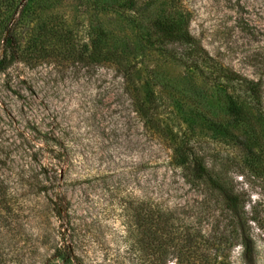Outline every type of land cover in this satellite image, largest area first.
<instances>
[{
	"label": "rangeland",
	"instance_id": "374dc122",
	"mask_svg": "<svg viewBox=\"0 0 264 264\" xmlns=\"http://www.w3.org/2000/svg\"><path fill=\"white\" fill-rule=\"evenodd\" d=\"M122 1L29 2L19 26L23 47L35 25L53 27L65 41L0 70V172L11 201L0 223V264H62L56 250L67 247L80 264H133L129 222L144 198L189 221L218 208L221 199L174 163L182 141L242 194L255 218L256 264H264V0L141 3L145 21L182 7L210 55L260 83L258 109L238 89L252 115L242 127L198 71L141 44L117 9ZM98 33L123 66L81 58ZM148 85L158 103L151 128L138 113ZM240 253L233 251L235 264Z\"/></svg>",
	"mask_w": 264,
	"mask_h": 264
},
{
	"label": "trees",
	"instance_id": "16d2710c",
	"mask_svg": "<svg viewBox=\"0 0 264 264\" xmlns=\"http://www.w3.org/2000/svg\"><path fill=\"white\" fill-rule=\"evenodd\" d=\"M143 1L150 5L158 0H123L117 6L134 24L141 44L186 68L198 71L217 88L232 122L239 127L250 125L252 115L241 103L239 90L243 91L244 99L258 109L263 106L260 83L228 69L210 55L189 30V18L182 7L173 15L145 21L142 18ZM170 1L181 4L180 0ZM29 2L0 0L1 71H5L17 59H28L36 51L47 53L53 41L59 45L65 41L53 27L43 24L36 28L35 25L28 28V40L23 47L19 26L25 21ZM98 34L91 46L86 45L90 54L82 50L81 58L90 56L97 63L112 61L123 66V62H116L119 54L103 44L105 34ZM130 69L131 65L127 66V71ZM129 74L131 77L132 73ZM138 103V113L146 126L153 127L157 122L158 110L155 89L148 85L147 99ZM176 151L178 155L174 163L187 172L192 183L201 182L207 191L216 194L221 204L214 210L203 208L202 212L198 211L200 218L189 221L181 216L184 212L161 207L151 199L144 198L138 207H134V215L129 222L132 234L130 250L135 256L133 264H235L233 251L236 248L241 249L242 264H256L260 246L249 223L255 218L248 216L242 194L210 168L202 156L195 154L189 142H180ZM9 195L8 185L0 172V223L11 212ZM205 219L209 222L204 223ZM56 256L62 264H80L70 247L58 248Z\"/></svg>",
	"mask_w": 264,
	"mask_h": 264
}]
</instances>
